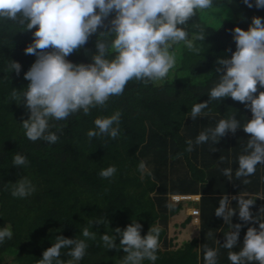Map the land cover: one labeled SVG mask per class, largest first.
<instances>
[{"label":"trees","instance_id":"obj_1","mask_svg":"<svg viewBox=\"0 0 264 264\" xmlns=\"http://www.w3.org/2000/svg\"><path fill=\"white\" fill-rule=\"evenodd\" d=\"M215 4L224 6L231 19L212 26L205 21L203 10L186 25L189 38L199 31L197 25L206 28L204 40L194 41L199 54L188 50L183 42L173 44L170 51L176 56V64L163 81L145 84L130 80L123 93L111 97L104 107L93 108L88 115L79 112L66 120L52 121L53 125H62L60 131L55 126L51 129L59 136L54 144L25 137L20 123L28 118V110L11 96L13 88L21 90L29 83L24 73L36 57L25 54L24 49L32 42L35 27L23 30L12 21H0V227L10 226L13 231L12 239L0 245V264H37L57 235L86 239L88 248L79 264H121L126 253L122 249L106 250L100 235L124 228L132 220L142 224L141 235L149 228L159 229L158 259L154 264H204L205 246L219 250L217 264H231L227 259L229 250L217 243L224 242L229 228L214 210L222 195L232 197L241 192L253 199L261 197L252 208L253 215H257V209L264 206V166L258 165L255 174L247 177L250 183L243 185L236 180L237 157L250 136L242 128L235 134L228 133L215 145L193 143L191 152L185 151L186 141L194 142L201 131L215 127L219 119L233 112L241 123L251 119L252 114L231 97L212 101L205 110L207 114L196 120L191 119L190 109L195 102L208 100L207 91L218 80L217 59L230 58L235 51L231 30L236 26L247 30L253 16L264 22V8H248L242 0H218ZM97 37L98 33L92 35L67 59L90 63ZM11 61L21 64L19 75L8 71ZM259 91L264 88L258 85ZM117 110L121 112L120 136L89 140L86 133L94 129L95 118ZM16 153L27 158V167L12 165ZM141 161L151 170V176H142L138 170ZM110 165L116 166V174L110 179L100 177V170ZM229 166L233 168L232 181L222 176V169ZM22 176H27L36 190L25 198L13 197L12 183ZM173 195L199 196L192 201L199 211L198 235L180 245L168 238L166 230L168 219L184 205V201L173 202ZM231 203L236 206L235 200ZM98 218H104L107 227L97 224ZM190 220V216L185 217L182 225ZM232 222L243 223L237 216ZM249 226L258 224L244 225L238 244ZM85 227L97 233L95 240L82 236ZM67 251L62 249L61 259L65 262L71 259ZM143 264L152 262L145 260Z\"/></svg>","mask_w":264,"mask_h":264},{"label":"clouds","instance_id":"obj_2","mask_svg":"<svg viewBox=\"0 0 264 264\" xmlns=\"http://www.w3.org/2000/svg\"><path fill=\"white\" fill-rule=\"evenodd\" d=\"M218 0H0V21H12L23 30H32L33 40L25 49V54L36 57L29 70L24 73L27 87L13 88L12 99L23 103L28 110L22 128L24 135L31 141L43 140L49 144L58 141L57 131L62 125L52 121H63L69 116L82 112L88 115L96 107H104L113 96H120L130 80L149 82L163 81L176 64V56L170 51L173 44L183 42L188 50L197 54L200 48L194 41L202 42L206 28L197 25L199 31L189 38L186 25L197 12L218 8ZM231 3V0H228ZM248 8H264V0H242ZM111 17V18H110ZM107 21V24L105 23ZM100 29H104L100 31ZM98 33L95 41L96 51L90 63H73L67 57L84 46L89 38ZM235 51L230 58H218L215 70L218 80L207 91L208 100L195 102L190 109V117L196 120L206 115L209 103L226 97L244 104L251 111V119L241 123L234 112L221 118L215 127L201 131L195 141H186L185 151H193V143L201 145L211 142L217 144L228 133L235 134L242 128L250 134L242 153L237 157L234 176L243 185L250 183L247 177L255 174L257 166H264V91L258 92V85L264 88V22L253 16L247 30L236 26L231 30ZM20 74L21 64L11 61L8 71ZM258 93V94H256ZM121 112L115 111L108 116L94 120V129L86 133L89 140L106 136L116 139L121 134ZM215 152V151H214ZM220 162L224 158L220 157ZM231 163V162H230ZM27 158L16 153L12 165L25 168ZM142 176L152 175L144 161L138 164ZM117 172L115 165L103 168L98 173L105 179L112 178ZM222 176L233 180L231 166L222 169ZM243 178V179H242ZM264 179V178H262ZM35 185L27 176L12 183L11 195L25 198L35 191ZM197 201L198 195H186ZM171 198V197H170ZM256 197L241 192L229 197L224 194L215 208L216 217L222 218L229 231L224 233L220 244L229 250L227 259L231 264H264V206L253 215L252 208ZM172 200V199H171ZM236 201L233 207L231 201ZM173 201V200H172ZM180 201H173L175 203ZM171 207V205H169ZM193 209L198 210L195 206ZM191 215L199 218L198 215ZM237 216L243 223H233ZM94 221V220H93ZM93 221H89L93 225ZM96 219L97 224L108 222ZM252 222L258 227L249 226L242 243L238 244L241 228ZM142 224L136 220L124 228L116 227L111 233L100 235L106 250H123L126 255L121 264H143L145 260L158 259L159 229L149 228L141 235ZM59 231V229H57ZM115 234H112V233ZM97 233L83 228L84 238L95 240ZM13 237L10 226L0 227V245ZM119 238V243H116ZM238 250L233 251L237 248ZM86 239L55 236V242L42 253L37 264H79L86 255ZM62 249H68L70 260L61 259ZM217 248L204 247V264H217Z\"/></svg>","mask_w":264,"mask_h":264},{"label":"rangeland","instance_id":"obj_3","mask_svg":"<svg viewBox=\"0 0 264 264\" xmlns=\"http://www.w3.org/2000/svg\"><path fill=\"white\" fill-rule=\"evenodd\" d=\"M214 6L218 8L204 10L205 21L208 24L218 26L221 22L231 19L230 12L224 6L220 4H215ZM193 205L192 202L184 201V205L179 213L171 216L167 221V236L176 245H180L183 241L198 235L199 218L191 215ZM187 216H190V222L182 225Z\"/></svg>","mask_w":264,"mask_h":264},{"label":"built area","instance_id":"obj_4","mask_svg":"<svg viewBox=\"0 0 264 264\" xmlns=\"http://www.w3.org/2000/svg\"><path fill=\"white\" fill-rule=\"evenodd\" d=\"M189 198L190 197L186 196V195H173V196H171V199L173 201H180V200H185V199H189ZM192 214L193 215H198V210L193 209Z\"/></svg>","mask_w":264,"mask_h":264}]
</instances>
